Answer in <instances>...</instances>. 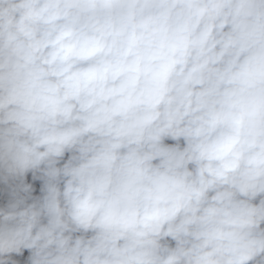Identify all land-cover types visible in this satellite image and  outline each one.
Masks as SVG:
<instances>
[{
	"label": "clouds",
	"instance_id": "obj_1",
	"mask_svg": "<svg viewBox=\"0 0 264 264\" xmlns=\"http://www.w3.org/2000/svg\"><path fill=\"white\" fill-rule=\"evenodd\" d=\"M0 264H264V0H0Z\"/></svg>",
	"mask_w": 264,
	"mask_h": 264
}]
</instances>
